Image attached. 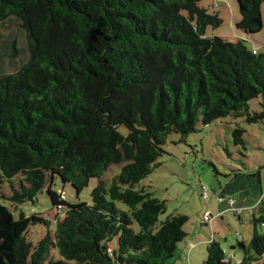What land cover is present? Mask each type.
Instances as JSON below:
<instances>
[{
  "label": "trees",
  "instance_id": "16d2710c",
  "mask_svg": "<svg viewBox=\"0 0 264 264\" xmlns=\"http://www.w3.org/2000/svg\"><path fill=\"white\" fill-rule=\"evenodd\" d=\"M200 1L0 0L10 59L13 26L27 52L16 69L0 68V264H166L173 256L188 217L161 219L165 200L138 185L169 134L184 141L199 121L228 115L264 122V99L258 112L248 106L264 96V45L253 53L241 40L206 37L221 20ZM236 1V26L259 32L264 0ZM243 133L232 130L235 145ZM91 179L89 203L54 188L59 180L78 195ZM41 192L55 209L49 218L36 211ZM251 222L249 241L233 246L240 261L211 238L201 264L264 262L263 197ZM37 226L44 234L32 242L27 232Z\"/></svg>",
  "mask_w": 264,
  "mask_h": 264
},
{
  "label": "rangeland",
  "instance_id": "374dc122",
  "mask_svg": "<svg viewBox=\"0 0 264 264\" xmlns=\"http://www.w3.org/2000/svg\"><path fill=\"white\" fill-rule=\"evenodd\" d=\"M199 4L207 8L209 12H216L221 20L217 27L206 28V37L220 36L232 43L241 40L250 50H263V11L261 30L247 35L236 26L240 20L236 0H201ZM12 28V35L16 39L15 47L18 51L13 59H10L8 54L12 40L8 39L9 36L7 38L6 34L0 37V68L9 72L24 62L27 56L24 37L17 32L16 27ZM0 31L7 33L2 29ZM263 99L264 96L259 95L249 100L250 112L260 111V102ZM235 127L244 129L243 145L233 143L232 130ZM163 148L165 153L157 159V166L138 183L139 186H144L152 192L155 197L165 200L166 210L161 214V219L170 214L187 215L188 220L183 225V231L190 232L192 241H198L195 234L197 228L202 227L201 237L206 241L210 238L218 241L226 255L229 254V244L221 236L225 235L228 240L234 242L238 233L246 242L252 230V217L249 210H244L240 218L230 210L219 217L215 225H212L213 227L209 222L203 223V215H207L206 211L217 204L215 201L226 202L229 206L228 198L232 194L238 200L242 198L245 200L252 190L264 192V122H247L245 116L240 115L220 117L206 125L199 121L197 130L189 134L184 141H180L179 133L169 134ZM122 166L123 163L110 165L101 180L109 185L112 177L120 172ZM97 182V179H91L78 195L69 184L63 185L59 180L55 181L54 188L60 190L66 201L89 203L90 192ZM223 190L225 192L222 194ZM204 191L208 193L206 198L203 196ZM221 195L225 196V199L219 198L222 197ZM222 205L224 206V203ZM50 207L51 204L45 192L39 193L36 211L43 212L49 218L55 210L53 208L49 210ZM43 234L42 228L30 227L27 239L36 242ZM180 243L182 242H178L177 245ZM188 249L189 246L183 247L180 253V250L176 248L166 264H191L193 260L205 258L206 244L197 243L190 252ZM49 258H59L56 250H52ZM232 259V262L236 261L237 255ZM202 260L204 259L197 264H201ZM251 264H264V262Z\"/></svg>",
  "mask_w": 264,
  "mask_h": 264
},
{
  "label": "crops",
  "instance_id": "0c3cea01",
  "mask_svg": "<svg viewBox=\"0 0 264 264\" xmlns=\"http://www.w3.org/2000/svg\"><path fill=\"white\" fill-rule=\"evenodd\" d=\"M225 192V190H223L222 191V194ZM231 195V194H230ZM222 197H219V198H221V199H225V196H223V195H221ZM264 198V192H262V191H257V192H255L254 190H252L251 192H250V194H249V196L248 197H246L245 198V200L242 198V199H240V200H238V198H236V197H234L233 196V194L229 197V198H232L233 200H234V205L235 206H238V207H240V208H242V211H241V213L239 214V215H237L238 216V218H240L241 217V214H242V212L244 211V210H249L250 211V214H251V217H252V219H253V217L254 216H257L258 215V204H259V202H260V200H261V198ZM217 204L213 207L212 206V208H210L208 211H206V212H208L209 214H210V225L212 226L213 224L215 225V221L219 218V217H222V215L224 214V213H226V212H230V210H231V208L228 206V203H226V202H222V203H224V206L222 205V203H221V201H215ZM232 211V210H231ZM233 212V211H232ZM234 213V212H233ZM203 217H204V215H203ZM203 223H205L206 224V222H204L203 221ZM213 227V226H212ZM213 229V228H212ZM201 231H202V227H198L197 228V232H196V234H195V237L198 239V241L197 242H193L192 241V239H193V237L192 236H190V232H185L186 233V236H185V238L183 239V240H181V242L182 243H180V245H177V249H179L180 250V253L182 252V250H183V247H186V246H189V252L195 247V245L197 244V243H202V244H206L207 245V243L209 242V241H206V240H204V238H202L201 237ZM235 236V235H234ZM222 237V239L226 242V243H228L229 244V248H230V250H229V254L227 255V257H231V258H233V257H235L236 255H237V260L236 261H240L241 260V253L239 252V253H236V251L235 250H237V249H235V248H233V246L234 245H236V243L238 242V241H241V242H243V243H247L248 241H249V239H250V237H251V233H250V235H249V237L247 238V241L246 242H244V240L243 239H241L240 238V235L237 233V235H236V237L234 238V242H232V241H230V240H228V238H226L225 237V235H223V236H221ZM211 239V238H210ZM215 240V239H214ZM182 246V247H181ZM220 246L222 247V245L220 244ZM222 249H223V247H222ZM223 251H224V249H223ZM233 251V252H232ZM236 253V254H235ZM199 259V258H198ZM201 259H204V257L203 258H201ZM201 259H199V260H193V263H191V261H190V263L191 264H197V263H199L200 262V260ZM203 261V260H202Z\"/></svg>",
  "mask_w": 264,
  "mask_h": 264
},
{
  "label": "built area",
  "instance_id": "2783aa9c",
  "mask_svg": "<svg viewBox=\"0 0 264 264\" xmlns=\"http://www.w3.org/2000/svg\"><path fill=\"white\" fill-rule=\"evenodd\" d=\"M253 53H256V50H252ZM203 196L206 198L208 196V193L206 191L203 192ZM229 199V207L231 208V210L233 212H235L236 214H240L242 211V208L235 206L234 205V200L232 198H228ZM203 221L204 222H210V214L208 213L207 215H204L203 217ZM239 263V262H238Z\"/></svg>",
  "mask_w": 264,
  "mask_h": 264
}]
</instances>
